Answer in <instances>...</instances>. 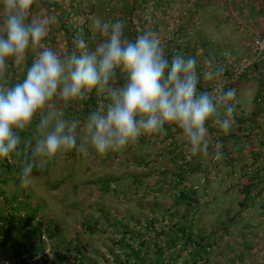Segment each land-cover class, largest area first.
<instances>
[{
    "label": "rangeland",
    "instance_id": "1",
    "mask_svg": "<svg viewBox=\"0 0 264 264\" xmlns=\"http://www.w3.org/2000/svg\"><path fill=\"white\" fill-rule=\"evenodd\" d=\"M44 1L50 2L53 0H34L35 7L32 9V16L33 18H47L49 20L50 32L54 33L59 40L55 50L65 56V53L68 52L65 43L69 36L61 31V23H59L56 16L59 15V12L65 10L68 0H57L56 6L52 10L50 9V13L53 14L52 17L47 13V9L42 3ZM80 1H83L80 3V9L86 14L85 10L88 7L91 14H86L83 17L71 14L67 18L63 17L62 20L68 19L71 21L73 24L72 31L77 36L82 35L83 23H85L86 28L90 27L92 33H89V37L86 38L90 50L99 43L100 38L104 39V36L102 34L99 36V32L92 27L93 20L96 18L115 20L117 14L124 17L130 9V0ZM156 1H136L138 5L144 7L142 15L147 21L144 28L147 32L156 34L151 30L152 16L156 15L155 22H158L160 17V20L163 21L158 27L159 35H162L159 39L164 43H169L177 39L178 36L174 35V31L178 29V25H185V29L180 34L181 38H178L179 44H192L189 50L191 53L194 52V56L197 54L196 59L200 61V63H197L199 65H196L197 69L204 72L222 67L225 63H231L233 60L239 61L245 58L250 51L257 29H264V17H261L262 14L251 7L250 1L239 4L237 8H234L230 2L211 0L214 1V4L200 6L198 12L203 10L201 11V18L197 15H194L195 17L191 16L193 14L192 10H195L194 0H159L162 4L155 6ZM109 5L110 9L106 13ZM207 10L209 12L203 15ZM0 15H2L0 16L1 21L4 15L2 10ZM190 18L192 19L189 22ZM214 24H225L224 29L217 36H215ZM137 29L139 31L140 27L138 26ZM124 32L126 33V31ZM236 33H239V35ZM230 35L232 38H229ZM83 37L85 38V36ZM208 37L215 41V43L208 42L215 49L208 47V43H203ZM42 42L39 48L44 47ZM163 42H161V45L164 48ZM39 48H32L27 57H30V55L35 57ZM207 52H209V60L206 57ZM228 55L229 57H227ZM26 67L27 65L23 60L20 63L15 62V68L11 70L8 62L7 69L3 74H0V87H6L7 82L13 84L22 80ZM209 81L207 87L217 86L213 89L218 91L220 95L219 84H217L220 79ZM246 85V87L245 84L241 85L237 89L238 100L234 104L229 103L233 107L232 114L236 116L243 114V117H248L255 109L253 96L258 85L254 82L246 83ZM56 100L55 102L52 101L44 112L39 113L34 118L32 124L28 127L29 130L32 132L39 130L38 134L45 131L40 127L41 118L52 111L59 114V109L65 104L63 99L57 98ZM85 101H87V97L83 101L72 102V108L70 106L71 102H69L65 109L66 112L71 114L75 109V112L80 110ZM70 121L77 123V132L84 130L82 123L79 124L78 120L72 119ZM218 125L217 122H214L213 126L218 127ZM23 133L26 137H23L21 133L22 138L28 139L29 134L27 132ZM213 134L211 130L207 132V151L193 152L191 146L185 150L188 159L193 158L195 161L203 159L204 169L210 168L207 165L209 163L208 158L216 153L217 149L220 152L221 150L226 152L230 148L234 149L236 147V144H232L230 141H228L227 150H223L218 145H213L214 141L210 139ZM181 135H183L182 130ZM85 138L86 136L83 140ZM240 141L238 137L236 143H240ZM175 142H178V140L172 139L171 143ZM77 143L83 144L84 142L78 140ZM168 143L170 142L162 137L146 135L144 140L138 138L135 143H130L121 150H110L101 155L102 164H100L97 153L88 155L91 158L84 160L88 153L94 152V149L90 148H88L87 154L80 152V159L75 157L77 150H73V154L59 152L51 159L33 157L31 151L25 150L26 158L24 159L34 162L30 184L24 187L21 185L20 180L19 182L2 181V189L9 199L13 198V201H11L12 206H17L19 201H22L32 205L29 206L30 211L31 208H36L43 233L40 240L37 238L34 240L47 244L45 255L56 250L51 245L55 237L48 234V228L59 224L60 238L76 241L81 245V258L86 262L84 264H115L114 260L111 259V248L115 247L114 241L123 233L121 226H116V221L123 224L125 233L128 236L134 235L138 241H144L145 246H148L149 254L153 255L152 252L156 249L153 246L154 242L161 244L162 240L157 238V233L164 231V229L168 232L167 226L175 223L178 215L183 210L182 207H179V212L175 216H170V206L174 202L178 189L172 190L168 187L169 185L162 184L163 172L168 171L174 174L181 170V167L178 168V163L176 167L175 160L173 164L170 162L172 146ZM237 146L239 145L237 144ZM242 153L244 155L239 153L236 155V163H232L235 160H228L229 155L221 159L214 168L217 174L213 170H207L199 176H196L193 172L189 176L187 174L189 179L184 183V186L188 189L196 188L200 179H208V184L204 187L199 186L200 190L196 194L198 205H195V208L193 206L196 211L191 212L192 215H196L194 222L191 223L193 233L210 235L218 224L227 223L233 218V215H236L240 209L238 206L240 199L233 192L237 191L236 186L245 185L250 179L245 177L247 175H242L245 168L254 169L259 167V172L264 177L263 163L256 166L258 164H253L250 156H245L246 152ZM103 158L107 160H103ZM213 159L216 160L217 158L213 156ZM72 160H77L73 170L69 168ZM53 162L56 164H51ZM90 163L93 166L89 165ZM35 173L38 175H35ZM140 173L142 179L137 184L140 186L139 189L136 190L134 180L136 179L135 176ZM74 174H80L77 180L74 179ZM4 176L6 175L2 174V177ZM154 183H159V188H153ZM70 185L72 192L71 188L67 189ZM227 190L231 192L225 193ZM15 191L16 193L23 192L18 196L15 195ZM75 194L79 196L76 197ZM221 195H223L221 200L224 201L225 206L222 207L221 205L218 210L211 211L213 207L211 204L212 199L215 196L221 197ZM255 200V203L253 202L254 204L251 205L252 208L246 207L244 217L238 216L231 221L228 233L221 232V238L211 233L207 243L212 246L207 253H202V259L195 256L197 250L194 246H188L180 250L183 242H178L175 248L168 250L166 253H172L174 249L180 250L178 255L171 257L175 259V264H186V261L188 263L195 261L196 264H264V243H262V241L264 242V192L257 196ZM28 213V209L21 208V215H27ZM85 221H89L91 226H95V228L92 231L88 230L83 224L86 223ZM48 222H51V224H48ZM34 223L36 224L35 220ZM164 241H166V238ZM133 243L136 245L137 242ZM63 252L65 253V250ZM237 257L239 260H237ZM150 259H153V257H150ZM32 260H39V255ZM167 261L172 263L169 258Z\"/></svg>",
    "mask_w": 264,
    "mask_h": 264
},
{
    "label": "clouds",
    "instance_id": "2",
    "mask_svg": "<svg viewBox=\"0 0 264 264\" xmlns=\"http://www.w3.org/2000/svg\"><path fill=\"white\" fill-rule=\"evenodd\" d=\"M33 4L34 0H0L4 14L0 23V74L8 61L20 63L30 48H39L51 30L47 18H32ZM92 27L104 36L93 49L82 35L74 38L75 51L67 56L51 47L39 48L22 80L0 87V159L18 153L22 141H27L22 146L28 143L21 133L57 98L65 104L60 114L52 111L41 118L40 127L45 131L35 139L31 155L51 159L72 150L87 154L88 145L77 143V123L70 121L81 109L62 115L69 102L72 108V102L83 101L93 93L107 100L90 109L84 124L88 142L100 155L121 150L141 135L161 133L165 125L181 129L193 152L207 151L209 120L215 119L224 132L229 131L233 107H226L221 118L218 105L234 100L235 88L223 90L219 97L198 91L195 58L177 54L170 61L159 37L151 32L128 40L121 19L96 18ZM117 71L126 81L113 88ZM222 74L223 68L217 67L206 71L204 78L214 80ZM221 155L217 149L216 158ZM33 167V161H24L22 186L30 184Z\"/></svg>",
    "mask_w": 264,
    "mask_h": 264
},
{
    "label": "trees",
    "instance_id": "3",
    "mask_svg": "<svg viewBox=\"0 0 264 264\" xmlns=\"http://www.w3.org/2000/svg\"><path fill=\"white\" fill-rule=\"evenodd\" d=\"M137 0H130L129 1V10L126 12V15L124 17L119 16L117 14V19H121L124 21L125 24V31L124 36L128 40H135V38L143 33H146L147 30L144 28L145 25H147V21L142 15L143 6L138 5L136 3ZM201 2V0H198ZM225 2H230L232 7L237 8L239 4H242L244 2L250 1L252 4V8H254L259 14H262L261 17H264V0H224ZM83 1L80 0H68V5L65 8L64 11L61 13L59 12V15L56 16L59 19V23H61V31L65 33L67 36H69V39L66 41V49L68 48V52L65 53V56L71 54L73 51H75L73 40L74 37L78 38L81 36L79 34L78 36L74 34L72 31L73 24L70 20H62L63 17L67 18V16L74 14V16H80L83 17L86 14H91L89 12V8L86 7L87 10L86 14L84 11L80 9V3ZM241 2V3H240ZM46 9L47 13L50 17H52L53 14L50 13V9L52 10L53 7L56 6L57 0H53L50 2H42ZM162 4L159 0L155 2V6H159ZM35 7V4H33V8ZM32 8V9H33ZM110 5L107 6V11H109ZM1 11V10H0ZM105 13V14H106ZM2 16V15H0ZM192 16V15H191ZM48 17V18H50ZM156 15L152 16V28L151 30L153 32H156L157 36L160 37L162 35H159V26L162 24L161 22L163 20L155 22L154 18ZM33 18V16H32ZM192 18H190L188 21L190 22ZM2 23V20L0 21ZM84 27H82V35L86 38L89 37V33L91 32L90 27L86 28L85 23H83ZM140 27V30L138 31L137 27ZM68 27V30H67ZM71 27V29H70ZM185 29V25H178V29L174 31V35L178 36L177 39L173 40V42L164 43V52L166 56L171 61L172 58H174L177 54H182L185 57H193L196 60V65H199L197 63H200V61L197 58V54L194 56V52L191 53L189 50V47H192V44H179L180 34ZM256 31V30H255ZM257 31L264 36V29H257ZM256 31V32H257ZM155 34V35H156ZM164 34V33H163ZM100 36L101 33H98ZM102 37V36H101ZM179 38V39H178ZM73 39V40H72ZM103 39V38H102ZM100 38V41L102 40ZM72 40V41H71ZM87 41V40H86ZM99 41V42H100ZM166 42V40H165ZM44 44V47H51L54 50L56 49V44L59 43L58 37L54 34L49 32L46 39L42 42ZM195 44V43H194ZM193 44V46H194ZM163 47V45H161ZM42 48V47H40ZM32 48L28 50V52L25 54L24 62L26 63L27 67L30 66L32 59L34 58L33 55H30V57H27L28 53H30ZM250 52L247 53V56ZM206 57L209 60V52L206 53ZM246 56V57H247ZM229 57V55L227 56ZM29 58V59H27ZM240 61V60H239ZM10 64V69L12 70L15 68V62L14 61H8ZM238 61L233 60L231 63H225L223 68V74L219 77L220 81H217L220 94L223 90H227L228 88H235L236 89V97L234 100H231L229 102L221 103L218 105V112L220 114V117L223 118L224 112L226 107L229 106V103L234 104L238 100V92L237 89L240 88V86L245 84V87L247 86L246 83L254 82L256 85H258L257 91L255 95L253 96V104H254V111L251 112L250 116L243 117V114L241 115H234L233 116V123L232 128L229 129L228 132H224L220 126L214 127V122H216L215 119H211L207 122V132L211 130L214 134L211 136V140L214 141L213 145H218L223 150H227V144L228 141H230L232 144H236V147L230 148L227 152H222L221 150V157L219 159L213 160V156L216 157V153H213L212 156H209L207 165L210 167L204 169V160L201 159L200 161H195L193 158H189L187 156V153L185 152L186 149L190 148V144L186 140L185 137L183 138H177L175 135L180 131L177 126L175 125H165L164 130L161 133L158 134H152L151 136L154 137H162L164 140H169V145L172 146V151L170 154V162L173 164L175 161L176 167L178 163V168L181 167V170L179 172L172 174L171 172H163L162 173V184L169 185L168 187L172 190L178 189V193L176 197L174 198V202L170 206V216H175L177 214L178 208L182 207V212L180 215H178V218L175 223L168 225L167 228L169 229L168 232L161 231L160 233H157V238L162 239L161 244H158L156 241L154 242L153 246L156 248L155 251L152 252L153 255H150L148 252V246H145L144 241H138L134 235L128 236L127 233H125L123 224L120 223V221H116V226L123 229V233L120 234V237L114 241L115 247L111 248V259L114 260L115 264H175V259L171 258L172 256H176L179 254V251L183 248H186L188 246H194V248L197 250L195 253V256L200 257V259L203 258L202 253H207L212 245H208L207 240L210 238V235H218L219 238H221V232L228 233L230 231L231 227V221L234 220L236 217H244L245 216V209L248 207L249 209L252 208L251 205H253L256 201L255 198L257 196L263 194L264 192V177L261 176L259 170V167L252 168H245L242 175H247L249 180L246 182L245 185H238L236 186L237 191L233 192L236 197H238L240 200L238 201L239 210L236 213V215H233V218L230 221H227V223H220L218 224L209 234H196L192 231L191 223L194 222L196 215H192L191 212H193L195 209V205H198V199L196 197L197 192L200 190L199 186L204 187L206 184H208V179L202 178L198 181L197 187L193 188H187L184 186V183L187 182L189 179L188 176L191 175L190 173H194L196 176L203 175L207 170H213V172H216L214 169L221 161V159L226 158L227 155H229L228 160H235L236 155L246 152V157H251V160L253 164H258L256 166H259L260 163H263L264 170V59L259 58L255 60L252 70L249 74H240L236 78L233 77L235 74V71H233L234 64H236ZM199 68V67H198ZM24 70L26 73L27 70ZM206 72V71H205ZM204 71H201L200 69H197L198 78H199V84H198V91L200 92H207L210 94V91L215 87H207L210 83L209 80L204 78ZM24 73V75H25ZM23 75V77H24ZM126 81V76L123 73H120L119 71L116 72L114 76V81L112 82L113 88L120 87L123 83ZM16 83V82H15ZM14 83V84H15ZM216 85V84H215ZM211 95V94H210ZM213 96V95H211ZM218 96H220L218 94ZM216 97V96H213ZM107 103V100L103 96H98L95 93L87 96V101H85V104L81 108V111L78 112L76 116L73 114L71 115V119L75 118L78 120L79 115L82 113V115H88L93 107L96 108L97 106H100L101 104ZM95 104V105H94ZM102 104V105H103ZM90 110V111H89ZM174 129L172 130L171 128ZM39 131V130H38ZM38 131L32 132L29 129H25L24 132H27L29 134L28 143L24 146L20 145V151L19 153L13 154L9 158L0 159V264H84L86 263L81 257V251L82 247L81 245L76 241H70L59 237V224H55L53 227L48 228V234L50 236L55 237L54 241L51 243L52 247L55 250V252L51 254L45 255L46 250V243L44 242H37L34 239L37 238L40 240V236L43 233L42 232V224L41 222L34 223V220L36 219V208H31V204L24 203L22 201H19L17 206H12L11 201H13V198L9 199L7 195L4 194V190L2 189L3 184L2 181H12V182H19L20 175L22 168L24 167V161L25 157V150L31 151L32 147L35 146V139L38 138ZM80 132V131H79ZM164 135V136H163ZM22 136L26 137L25 134L22 132ZM21 136V137H22ZM146 135H141L139 138H142L144 140ZM238 137L240 138V143H236ZM82 138V137H81ZM172 139L178 140V142L171 143ZM229 142V143H230ZM237 144L239 146H237ZM24 147L25 150H24ZM93 149L92 147H90ZM236 148V149H235ZM29 149V150H27ZM100 155V154H99ZM103 160H107L106 158H103ZM175 160V161H174ZM217 161V162H216ZM231 163V162H230ZM232 163H236L235 161H232ZM2 168V169H1ZM2 174H5L6 176L2 177ZM142 179V177H141ZM141 179H138L136 181L141 182ZM252 181V182H250ZM256 182V184H255ZM138 183V184H139ZM161 183V182H160ZM154 187L159 188V183H154ZM139 185H136V190L139 189ZM152 188V187H150ZM107 190V189H105ZM23 192V191H20ZM20 192L16 193L15 195L20 194ZM231 191H226L225 193H229ZM17 196V197H18ZM228 197V196H227ZM235 197V198H236ZM223 198V195L221 197L215 196L212 199L211 204L213 207L211 208V211L218 210V207L225 206L224 201L221 200ZM207 202H209L207 200ZM254 202V203H253ZM29 204V205H28ZM194 206V208H193ZM22 209H28L29 213L26 216H23L20 214V211ZM255 208V207H254ZM220 210V209H219ZM17 211V213H16ZM196 211V210H195ZM207 212V211H204ZM166 213V211H165ZM195 214V212H194ZM260 218V217H259ZM258 218V219H259ZM86 228L88 230H93L95 228L91 226L89 221H85ZM48 224H51V222H48ZM166 228V229H167ZM220 233V235H219ZM166 238V241L164 239ZM133 242H137L136 245H134ZM178 242L182 243V247L180 250L174 249V252L172 253H166L168 250L175 248ZM262 243H264L262 241ZM157 244V245H156ZM65 250V253L63 252ZM118 250V251H116ZM118 252V253H117ZM39 255V260H32L35 256ZM150 257H153V259H150ZM171 259L172 263H169L167 259ZM237 260L238 257H237ZM186 264H196L195 261H191L188 263L186 261Z\"/></svg>",
    "mask_w": 264,
    "mask_h": 264
},
{
    "label": "crops",
    "instance_id": "4",
    "mask_svg": "<svg viewBox=\"0 0 264 264\" xmlns=\"http://www.w3.org/2000/svg\"><path fill=\"white\" fill-rule=\"evenodd\" d=\"M224 1V0H223ZM193 4H194V7H195V10H192V17H195L194 15H197V17L199 16L200 18L202 17L201 16V11H203V10H200L199 12H198V10H199V8H200V6H202V5H212V4H214V1H211V0H201V2H199L198 0H194L193 1ZM209 11L207 10V11H205L204 13H203V15H206L207 13H208ZM197 13V14H196ZM224 25L225 24H223V25H220V24H214V31H215V36H217V34L220 32V31H222L223 29H224ZM211 26H213V25H211ZM260 28V27H259ZM237 35H239V33H236ZM229 38H232V36L230 35V37ZM214 42L215 43V41L213 40V39H211L210 37H208L207 38V40L206 41H204L203 43H208V42ZM208 45H209V43H208ZM208 47H210V48H213V49H215L214 47H211L210 45L208 46ZM231 51V50H230ZM55 101H57L56 99H54L53 100V102H55ZM64 112L65 113H67L66 112V110H64ZM59 114H60V112H59ZM88 115H82V113L79 115V119H78V121H79V124L80 123H82V126L84 127V124H85V119H86V117H87ZM64 118V117H63ZM167 126V125H166ZM170 128H171V126H170ZM172 129V128H171ZM173 129H174V126H173ZM172 129V130H173ZM77 134H78V140H82V143L83 144H86V145H88V148H90L91 147V145H90V143L88 142V140H87V137L83 140V138L86 136V133H85V129L84 130H82V131H78L77 132ZM81 136H83L82 137V139L81 138H79V137H81ZM175 136H179V138L181 137V138H183L184 136L183 135H181V130L180 131H178V133L175 135ZM178 138V137H177ZM77 140V141H78ZM27 141L26 140H24V141H22V145L24 144V143H26ZM91 149V148H90ZM69 153L70 154H73L74 153V151L72 150V151H69ZM94 154V153H96V151L94 150V152H91V153H88L86 156H85V158H84V160L86 159V160H88L89 158H91L90 156H88V155H90V154ZM97 155H98V158H100L99 160H100V164H102L101 163V155H99L98 153H97ZM80 156H81V154H80V152L79 151H77V153H76V158L78 159H80ZM76 161L77 160H72L71 161V163H70V165H69V168H72V170L75 168V165H76ZM51 164H56L55 162H53V163H51ZM89 165H92L93 166V164L92 163H90ZM79 175L80 174H78V175H75L74 174V179L75 180H77L78 178H79ZM135 180H134V184L135 185H137L138 183H139V181H136V180H138V179H141V173L140 174H137L136 176H135ZM69 188H71V185L70 186H68V188L67 189H69ZM71 192H72V188H71ZM75 196L76 197H78L79 195L78 194H75ZM86 200V199H85Z\"/></svg>",
    "mask_w": 264,
    "mask_h": 264
},
{
    "label": "built area",
    "instance_id": "5",
    "mask_svg": "<svg viewBox=\"0 0 264 264\" xmlns=\"http://www.w3.org/2000/svg\"><path fill=\"white\" fill-rule=\"evenodd\" d=\"M249 52L250 53L247 57L241 59L236 64H234L233 71H235V74L233 75V77L236 78L242 73L249 74L252 70L255 60L259 58L264 59V36H262L258 31L256 32L254 40L251 43V48ZM210 94L213 96L219 97L218 91L214 89L210 91ZM35 221L38 222L39 221L38 218H36Z\"/></svg>",
    "mask_w": 264,
    "mask_h": 264
}]
</instances>
